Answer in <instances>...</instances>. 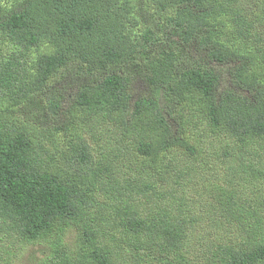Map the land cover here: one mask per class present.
<instances>
[{
    "label": "trees",
    "instance_id": "obj_1",
    "mask_svg": "<svg viewBox=\"0 0 264 264\" xmlns=\"http://www.w3.org/2000/svg\"><path fill=\"white\" fill-rule=\"evenodd\" d=\"M36 245L264 264V0H0V264Z\"/></svg>",
    "mask_w": 264,
    "mask_h": 264
},
{
    "label": "rangeland",
    "instance_id": "obj_2",
    "mask_svg": "<svg viewBox=\"0 0 264 264\" xmlns=\"http://www.w3.org/2000/svg\"><path fill=\"white\" fill-rule=\"evenodd\" d=\"M181 160L182 162L186 161L183 157H181ZM67 241L73 245L75 236L72 232L70 233L69 238H67ZM45 251V247L39 245L27 246L22 252H20L21 254L15 261V264H37L44 258Z\"/></svg>",
    "mask_w": 264,
    "mask_h": 264
}]
</instances>
